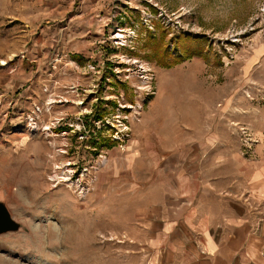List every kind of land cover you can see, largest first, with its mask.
Segmentation results:
<instances>
[{"label": "rangeland", "instance_id": "obj_1", "mask_svg": "<svg viewBox=\"0 0 264 264\" xmlns=\"http://www.w3.org/2000/svg\"><path fill=\"white\" fill-rule=\"evenodd\" d=\"M188 99L204 123L215 111L227 152L255 158L264 0H0V201L21 224L0 264H151L126 143ZM124 113L131 135L113 139Z\"/></svg>", "mask_w": 264, "mask_h": 264}, {"label": "crops", "instance_id": "obj_2", "mask_svg": "<svg viewBox=\"0 0 264 264\" xmlns=\"http://www.w3.org/2000/svg\"><path fill=\"white\" fill-rule=\"evenodd\" d=\"M196 102L180 103L172 122L154 111L126 143L137 166L128 208L141 215L139 245L151 264H264L263 142L255 158L227 152L215 111L204 123Z\"/></svg>", "mask_w": 264, "mask_h": 264}, {"label": "built area", "instance_id": "obj_3", "mask_svg": "<svg viewBox=\"0 0 264 264\" xmlns=\"http://www.w3.org/2000/svg\"><path fill=\"white\" fill-rule=\"evenodd\" d=\"M145 79H146V77H145ZM121 107L125 108V105H121ZM128 108L132 109V112H134V113L137 110V107H135L133 105L129 106ZM121 117L124 120V122H121L122 123L121 124L122 127H120V128L117 127V129L112 134V138L122 141V140L126 139V137L128 138L131 135L129 124H128V121L130 119V114L124 113V115L121 114V115L118 116V118H121ZM67 171H69V170H67ZM73 175L74 174L72 173L69 177L72 178ZM52 178H54V177H52ZM54 181L58 182V180H54ZM76 190L78 191V195L86 196L87 193L90 191V187H89V185L88 186H84V185H81L80 183H78V188Z\"/></svg>", "mask_w": 264, "mask_h": 264}, {"label": "water", "instance_id": "obj_4", "mask_svg": "<svg viewBox=\"0 0 264 264\" xmlns=\"http://www.w3.org/2000/svg\"><path fill=\"white\" fill-rule=\"evenodd\" d=\"M20 227L21 224L12 217L6 204L0 201V234L18 231Z\"/></svg>", "mask_w": 264, "mask_h": 264}, {"label": "bare ground", "instance_id": "obj_5", "mask_svg": "<svg viewBox=\"0 0 264 264\" xmlns=\"http://www.w3.org/2000/svg\"><path fill=\"white\" fill-rule=\"evenodd\" d=\"M122 38V37H121ZM48 129V128H47ZM70 171H67V172H65V173H63V176H56V177H54V178H52V177H50V180L52 181H54V180H58V182H59V184L60 183H62V182H66V181H71V177H69L70 175H71V173H69ZM65 177H67V178H65ZM73 187L75 188V189H77L78 188V184H76V183H73Z\"/></svg>", "mask_w": 264, "mask_h": 264}]
</instances>
